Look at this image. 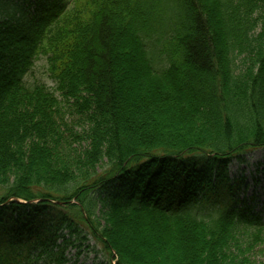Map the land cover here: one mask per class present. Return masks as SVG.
<instances>
[{"label": "trees", "instance_id": "obj_1", "mask_svg": "<svg viewBox=\"0 0 264 264\" xmlns=\"http://www.w3.org/2000/svg\"><path fill=\"white\" fill-rule=\"evenodd\" d=\"M253 150L264 0H0V264L88 236L108 264H248L264 211L229 166Z\"/></svg>", "mask_w": 264, "mask_h": 264}, {"label": "rangeland", "instance_id": "obj_2", "mask_svg": "<svg viewBox=\"0 0 264 264\" xmlns=\"http://www.w3.org/2000/svg\"><path fill=\"white\" fill-rule=\"evenodd\" d=\"M21 0H11L12 4H19ZM29 86L36 83L45 84L48 88L53 89L55 84L50 79L48 74L47 60L40 57L36 60L33 72L26 80ZM60 98L59 94H56ZM68 121L75 124L77 119L71 114H66ZM77 124H79L77 122ZM77 132H82L80 128H74ZM74 144V148L84 147L85 145ZM229 176L233 181L241 180L242 189L238 196L241 204L239 207L253 205L255 212L264 211V150H256L241 156L240 159H235L229 166ZM2 192L0 191V195ZM256 197V201L252 200ZM245 206V207H246ZM245 254L249 259L248 264H264V243L256 244L255 241H246ZM81 248L72 247L66 252L69 259V264H108L110 260L108 254H105L102 246L92 236H88L86 241H83ZM115 262H113L114 264Z\"/></svg>", "mask_w": 264, "mask_h": 264}]
</instances>
